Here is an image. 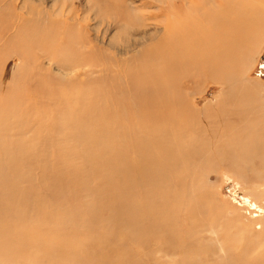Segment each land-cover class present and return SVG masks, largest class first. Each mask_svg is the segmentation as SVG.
Wrapping results in <instances>:
<instances>
[{
  "label": "rangeland",
  "instance_id": "374dc122",
  "mask_svg": "<svg viewBox=\"0 0 264 264\" xmlns=\"http://www.w3.org/2000/svg\"><path fill=\"white\" fill-rule=\"evenodd\" d=\"M190 1H195L197 12L188 7ZM225 1L0 0V200L7 202L12 189L21 194L25 189L27 197L39 206L68 208L71 203L89 204L100 199L104 201L102 208L107 209V228L112 229L124 224L112 205L129 201L147 210L145 218L153 215L156 206L158 214L166 211L156 217L150 230L171 225L173 231L180 232L177 228L188 198L191 209L204 207V214L197 218L206 227L192 229L199 240L198 251L205 252L202 264H251L248 259L258 262L264 255V148L258 149V134L252 142L254 147L248 148L250 138L245 128L234 133L246 150L240 155L241 161L221 167L224 162L217 155L209 153L202 161L192 159L185 149L173 150L171 141L166 149L156 132L159 144L149 150L152 156L160 155L153 164L159 170L151 178L155 182L134 180L128 188L107 187V173H116L107 170V145L121 144L134 135L145 137V141L153 133L152 125L145 128L147 121L134 107L136 98L140 101L145 97L151 103H174L170 96L183 97L184 102L193 98L196 107L203 110L234 85V108L238 110L237 101L247 98L242 89L251 84L260 90L251 92L250 100L264 104V29L253 50V65L241 72L243 78L235 83H198V77H193L192 88L183 90L179 72L170 78L165 73L152 79L156 68L166 61H159L153 53L163 43L177 39L173 29L176 21L189 12L200 28L219 32L216 27L221 26L214 25L215 19L209 20L204 13L212 17L223 14ZM230 4L241 8L236 12L243 8L249 17L255 15L256 23L264 22V0H231ZM156 87L172 89V94L152 96ZM225 93H221L222 98ZM244 120L242 128L247 127ZM173 124L168 127L173 129ZM199 124L193 128L205 132H200L207 138L204 152L208 147L218 149L224 138L232 140L230 133L212 134L210 123L208 128ZM167 133L166 127L163 134ZM192 133L196 131L192 129ZM174 157H186L187 164L196 165L201 179L189 181L184 175L186 186L185 182L177 184L175 165L170 163V159L175 162ZM115 179L125 183L118 176ZM167 184L181 190L175 201L158 190ZM155 185L159 188L150 193ZM145 195L152 197V204L146 203ZM173 214L176 216L170 219ZM145 250L119 252L127 257L130 253L134 261L142 262V252H150L151 247ZM187 252L192 255L186 256ZM192 256L196 254L178 248L177 257L190 261Z\"/></svg>",
  "mask_w": 264,
  "mask_h": 264
},
{
  "label": "bare ground",
  "instance_id": "6f19581e",
  "mask_svg": "<svg viewBox=\"0 0 264 264\" xmlns=\"http://www.w3.org/2000/svg\"><path fill=\"white\" fill-rule=\"evenodd\" d=\"M230 1L222 3L225 6L221 8L223 11L221 15L212 17L210 13H204L209 20L215 19L214 25L221 26L219 28L215 26L219 32L211 33L200 28L195 22L197 19L195 18L194 21L188 16L189 12L181 21L177 20V26L173 28L178 34L177 39L163 43L153 53H156L153 57L159 61L162 59L166 61L159 65L158 69L156 68L152 79L161 78L165 73H168L167 77L170 78L179 72L180 77H183L181 79V84L185 87V89L182 88L183 90L192 88L193 77H198V83L211 80L224 82L226 85L235 83L237 78L241 80L243 78L241 72L245 73L254 63L253 50L256 48L258 37L263 33L264 22L256 23L255 15L249 17L243 8L236 12L241 8L231 6L233 3L230 4ZM187 5L193 8V13L198 11L197 9L195 11L197 6L195 1H190ZM130 89L127 88L126 91ZM259 90L258 86L251 84L243 88L242 94L247 98L242 102L237 101V104L241 105L236 106L238 110L234 108L233 93L236 91L234 85L227 87L223 98L221 93L225 91L219 93L215 102L213 101L212 104L210 102L203 110L196 107L193 98L189 102H184L183 97L170 96L174 103H151L145 97H141L140 101L136 98L134 107L137 108L138 115L147 121L144 127L147 128L148 124V126L152 125L150 132L153 133L146 137V142L145 137L134 135L133 139L121 144L107 145V167H109L107 170L111 173L116 172L115 174L107 173L110 177L107 180V187L112 189L120 185V187L128 188L134 180L155 182L151 178L159 170L155 169L153 164L159 161L160 155L156 153L152 156L149 150L152 146L159 144L156 132L161 134V141L166 149L169 148L171 141L170 146L173 150L185 149L192 159L202 161L209 153L217 155L222 163L224 162L221 167L231 165L234 161H241L240 155L246 148L241 147L240 140L234 136V133H239L241 129L244 131L245 128L250 138V142L246 145L248 148L254 147L252 142L257 134L260 136L258 149L264 148V104H256L255 101L250 100L249 96L251 92ZM169 92L172 94V89L156 87L151 95H169ZM212 110L214 111L210 113ZM242 119H245L244 123H247V127L242 128ZM2 122L3 119H0V124ZM196 122L205 128H208L210 123L212 134L217 136L230 133L232 140L224 138L222 145H218V149L208 147L207 152H204L203 141L207 138L200 133L203 129L199 132L197 126L193 128ZM172 123L176 126L173 129L171 126L168 127ZM166 127L168 133L163 134ZM192 129L196 131L195 136ZM204 130L207 132V129ZM182 137L186 138L183 140ZM209 149L212 151L210 152ZM132 154L134 157L131 156ZM174 160L175 162L170 159V163L175 165L172 168L176 173L177 184L181 185L185 182L186 186L184 175L190 177L189 181L201 179L199 168L196 165L187 164L186 157H174ZM74 167H71V170L78 171ZM116 176L126 184L118 183ZM52 184L57 186L56 182ZM157 188L159 187L156 185L154 190L150 187L149 192L153 193ZM158 190L174 201L181 194V190L176 191L169 184L161 186ZM18 194L20 196L16 198ZM145 196L146 203H151L152 197ZM103 203V200L98 199L89 204L71 203L68 208H57L43 203L39 206L27 197L25 189L22 194L12 189L7 202L0 200V264H202L201 259L205 252L198 251L197 241L199 240L193 236L192 229L206 227V223L197 218L204 214L203 205L191 209V202L188 198L186 199L187 208L182 210L184 218L181 216L180 229L177 228L179 232L173 231L171 225L170 228L162 225L156 229L157 231L150 230L155 226L156 217L164 216L166 211L162 210L158 214L156 206L153 215L145 218L147 210L134 206L129 201L112 205L117 209L116 214L124 224H120L116 229L107 228V209L102 208ZM121 206L123 209L120 211ZM78 209L85 215H81ZM30 215L33 216V221ZM174 216L176 214L170 216V219ZM27 217L31 219L28 220ZM107 229L115 232H107ZM149 247H151L150 252H142V262L134 261L130 253L127 257L119 252L120 249L143 248L145 250ZM178 248L188 249L194 252L196 257L192 256L190 261L184 257L179 258L177 257ZM185 255L189 257L192 253L187 252ZM258 259H260L258 262L251 259L248 261L251 264H264V255Z\"/></svg>",
  "mask_w": 264,
  "mask_h": 264
}]
</instances>
